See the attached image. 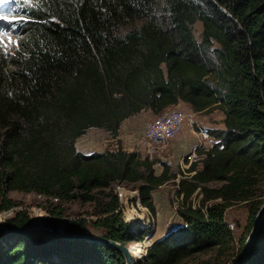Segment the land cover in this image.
Masks as SVG:
<instances>
[{
  "label": "trees",
  "instance_id": "16d2710c",
  "mask_svg": "<svg viewBox=\"0 0 264 264\" xmlns=\"http://www.w3.org/2000/svg\"><path fill=\"white\" fill-rule=\"evenodd\" d=\"M22 12L16 49L0 51V214L17 207L10 193H34L53 201L56 228L63 205L93 206L94 219L65 221L66 234L140 240L146 232H129L114 186L137 185L154 215L152 195L168 171L157 175L148 158L122 148L86 156L77 141L91 129L116 138L126 120L184 103L198 116L221 112L224 129L208 131L216 144L196 149L201 167L188 164L178 182L181 227L138 264H185L213 250L243 264L248 236L235 252L226 210L251 201L250 234L264 205L254 200L264 173V0H22ZM29 224L24 215L6 222ZM0 264L125 259L105 245L33 230L0 244ZM246 264H264V215Z\"/></svg>",
  "mask_w": 264,
  "mask_h": 264
},
{
  "label": "rangeland",
  "instance_id": "374dc122",
  "mask_svg": "<svg viewBox=\"0 0 264 264\" xmlns=\"http://www.w3.org/2000/svg\"><path fill=\"white\" fill-rule=\"evenodd\" d=\"M23 18L20 9L16 10L9 18H4V25L0 26L1 52L10 55L16 49L19 39L22 37ZM194 30L197 40H200L199 36L202 32L201 24L197 23ZM171 110L166 111L160 116L144 112L136 116L135 119L126 120L127 122H123L124 124L120 130V133H123H119V136L116 138H112V136L102 130L91 129L77 141V150L86 156L122 148L126 152H136L139 153L142 158H148L154 163V169L157 175L162 174L164 171H168L170 180L159 187L152 195V202L155 207L154 215L151 214L147 208L142 206L137 185L119 184L114 186L113 192L117 195L120 204L119 211L123 214V220L127 224L129 232H132L136 236H139L138 231L140 230L146 232V236L141 237L138 241L131 242H139L141 244V253L139 257L135 259L136 264L144 260L148 248L152 246L153 243L171 235L176 229L181 227V219L178 215V208L181 204V199L177 195L178 182L187 170L189 163L197 162L198 167H201V159L198 161L197 158H192L194 150L199 149V151L202 150L207 152L216 144L214 139L209 137L208 131H212V128L215 127L224 128V115L219 111H215L212 113L213 115H211V117L203 116L198 119L194 117L193 122L185 124L182 131H180L172 141L153 142L154 144L152 145H154L155 148L150 144V146H152V154H148L144 146H142V148L137 147L139 142H143L146 146L149 145V142L143 139L146 137L148 129L156 120H159ZM185 112L187 113L186 110ZM189 115L192 116V114ZM213 124L216 126L211 128ZM205 126L211 129H206ZM124 130L128 131V133H125ZM200 158H203V156ZM220 186L221 184H212L209 187L218 188ZM9 198L15 202L17 207L9 212L0 214L5 216L4 220L0 221V232L3 231L5 227H8L6 222L18 215H24L29 218L30 223L33 225L37 224L38 228L35 230H47L42 228L41 225L53 227L52 222L54 217L49 214V211L54 207V205H52L53 201L34 193L25 194L12 192L9 194ZM254 200L264 203V173L261 175L255 189ZM199 201L200 198H197L196 195L193 196V203L195 205ZM212 203L219 204L220 201ZM212 203H209V205H212ZM250 205L251 201L247 204L234 203L226 210L227 223L236 240L234 245L235 252L239 251L240 244L238 242L247 236L249 237ZM61 210L64 212V218L57 219V221L59 222L58 229L62 231H65V221L94 219V217L91 216L94 212L91 204L83 205L78 202H71L63 205ZM88 230L91 234H97L91 227H89ZM14 236L15 234H0V244L11 242L14 240ZM92 237L96 238L95 236ZM59 249H67V246L62 245ZM245 249L246 246L244 248V254ZM232 261V259L225 257L221 258L217 252L213 250L195 255L187 259L184 263L234 264L236 260Z\"/></svg>",
  "mask_w": 264,
  "mask_h": 264
},
{
  "label": "water",
  "instance_id": "95a60500",
  "mask_svg": "<svg viewBox=\"0 0 264 264\" xmlns=\"http://www.w3.org/2000/svg\"><path fill=\"white\" fill-rule=\"evenodd\" d=\"M264 215V205L262 206V208L260 209L257 218L255 220V223L253 225L252 231L248 237V240L246 241V249H245V254L243 257V264H246L247 260H248V251L251 248V244L256 236V233L260 227L261 221H262V217ZM42 228H45L49 231H51L52 233H54L55 235L67 239V240H85L88 241L90 243H94V244H98V245H105L109 248H111L113 251L120 253L124 259H125V264H136L134 258L131 256L130 252L127 250V247L125 245H121L120 243L117 242H113L110 240H106V239H99V238H93V237H89V236H81V235H69L64 233V231L56 228V227H52V226H46V225H41ZM8 228V229H7ZM5 227L3 231L0 232V234H15L20 236L22 233H27L29 231L35 230L36 228H38L37 224L33 225V224H29L26 228L18 230V229H12L9 227ZM154 244V243H153ZM246 261V262H245Z\"/></svg>",
  "mask_w": 264,
  "mask_h": 264
},
{
  "label": "built area",
  "instance_id": "2783aa9c",
  "mask_svg": "<svg viewBox=\"0 0 264 264\" xmlns=\"http://www.w3.org/2000/svg\"><path fill=\"white\" fill-rule=\"evenodd\" d=\"M180 110H175L166 114L157 120L148 129L146 138L149 142L169 141L174 139L181 130L186 116L184 113H179ZM150 151V146L147 147Z\"/></svg>",
  "mask_w": 264,
  "mask_h": 264
},
{
  "label": "bare ground",
  "instance_id": "6f19581e",
  "mask_svg": "<svg viewBox=\"0 0 264 264\" xmlns=\"http://www.w3.org/2000/svg\"><path fill=\"white\" fill-rule=\"evenodd\" d=\"M175 110H180L179 111V113H184V115L186 116V114H185V112L182 110V109H178V108H175V109H173V110H171V111H169L168 113H171V112H173V111H175ZM168 113H166V114H168ZM157 121V120H156ZM155 121V122H156ZM187 121H189V119H188V117L186 116V119H185V122H187ZM154 122V123H155ZM185 122H184V124H185ZM153 123V124H154ZM184 124H183V126H182V128H181V130L183 129V127H184ZM152 126V125H151ZM180 130V131H181ZM180 131H179V133H180ZM148 133V132H147ZM178 133V134H179ZM177 134V135H178ZM176 138V137H175ZM144 139H146L147 141H148V139L145 137ZM173 140V139H172ZM171 140V141H172ZM170 141V140H169ZM149 142V141H148ZM160 142V141H159ZM150 144L152 145V144H154L153 142H149V145H145L144 143L142 144L144 147H145V149H146V152H148V154H152L151 153V150H152V146L154 147V145H152V146H150ZM148 146H150L151 148H150V151H148ZM155 148V147H154ZM196 149L194 150V152H193V155H192V158H197V155H196ZM190 164V163H189ZM262 208V207H261ZM4 218H5V216L4 215H0V221H2V220H4ZM131 222H132V219H131ZM135 222V221H134ZM255 223V222H254ZM1 224V223H0ZM54 227V226H53ZM252 231V230H251ZM65 233V232H64ZM251 233V232H250ZM250 235V234H249ZM81 236H89V237H92V236H90V235H81ZM78 241H83V242H88V241H85V240H78ZM118 243V242H117ZM121 245L123 244V243H120ZM123 245H125V244H123ZM126 247H127V250L130 252V254H131V256L134 258V260L136 259V258H138L139 257V254L141 253V250H140V248H141V244L139 243V242H137V243H130V244H128V245H125ZM248 261V260H247ZM243 262H244V260H243ZM246 262V261H245ZM247 263V262H246Z\"/></svg>",
  "mask_w": 264,
  "mask_h": 264
},
{
  "label": "crops",
  "instance_id": "0c3cea01",
  "mask_svg": "<svg viewBox=\"0 0 264 264\" xmlns=\"http://www.w3.org/2000/svg\"><path fill=\"white\" fill-rule=\"evenodd\" d=\"M184 109H183V108ZM176 108H178V109H182L184 112H185V110L187 111V113L185 112V114H186V116L188 117V119H189V121H187V122H185V124H188V122L189 123H192L193 122V120H194V117L196 118V119H198L199 117H203V116H198V115H195V114H193V111H192V109H191V107L189 106V105H187V104H184V103H180ZM173 109V108H172ZM148 113H150V112H148ZM151 115H153L152 113H150ZM189 114H192V116L191 115H189ZM211 115H213V114H211ZM211 115H209V116H206V117H211ZM139 116V115H138ZM223 116V115H222ZM132 119H135V117H133V118H131V119H129V120H132ZM129 120H127V121H129ZM127 121H125V122H127ZM124 124V123H123ZM122 124V125H123ZM185 124H184V126H185ZM213 126H216V125H211V128L213 127ZM122 127V126H121ZM184 128V127H183ZM205 128L206 129H208L206 126H205ZM211 128H209V129H211ZM213 130H216V129H220V130H222V129H224V128H222V127H215V128H212ZM121 130V129H120ZM125 131V133H128V131H126V130H124ZM182 131V130H181ZM119 133H120V131H119ZM123 133V132H122ZM122 133H120V134H122ZM144 139V138H143ZM143 139H142V141H143ZM132 144H135L134 142H131ZM143 144V142H139L138 144H137V147H140V148H142V145ZM146 157V156H145Z\"/></svg>",
  "mask_w": 264,
  "mask_h": 264
},
{
  "label": "snow or ice",
  "instance_id": "6c2138e0",
  "mask_svg": "<svg viewBox=\"0 0 264 264\" xmlns=\"http://www.w3.org/2000/svg\"><path fill=\"white\" fill-rule=\"evenodd\" d=\"M0 2H2V3H11L12 0H0ZM0 19H3V17H0Z\"/></svg>",
  "mask_w": 264,
  "mask_h": 264
}]
</instances>
